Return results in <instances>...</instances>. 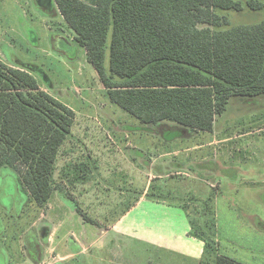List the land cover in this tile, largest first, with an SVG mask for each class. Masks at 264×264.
Here are the masks:
<instances>
[{
    "label": "rangeland",
    "instance_id": "374dc122",
    "mask_svg": "<svg viewBox=\"0 0 264 264\" xmlns=\"http://www.w3.org/2000/svg\"><path fill=\"white\" fill-rule=\"evenodd\" d=\"M52 6L0 0V60L37 68L43 90L75 112L57 163L61 189L45 208L16 172H0V264L201 263L175 245H153L159 227L184 239L203 228L227 257L264 264V95L231 98L213 132L171 121L142 125L110 101ZM224 14L231 26L264 21V10ZM79 165L87 174L76 172ZM146 188L147 202L115 226Z\"/></svg>",
    "mask_w": 264,
    "mask_h": 264
},
{
    "label": "trees",
    "instance_id": "16d2710c",
    "mask_svg": "<svg viewBox=\"0 0 264 264\" xmlns=\"http://www.w3.org/2000/svg\"><path fill=\"white\" fill-rule=\"evenodd\" d=\"M47 2L74 31L110 101L142 125L171 121L213 132L231 98L264 95V21L231 26L224 14L264 10L257 0ZM34 71L0 60V172H16L45 208L61 189L57 163L75 112L43 90ZM191 236L204 242L200 264H241L220 254L212 233L199 228Z\"/></svg>",
    "mask_w": 264,
    "mask_h": 264
},
{
    "label": "crops",
    "instance_id": "0c3cea01",
    "mask_svg": "<svg viewBox=\"0 0 264 264\" xmlns=\"http://www.w3.org/2000/svg\"><path fill=\"white\" fill-rule=\"evenodd\" d=\"M146 193H147V188L145 189L143 195L136 201V203L132 207L129 208V211L127 213L123 214L122 217L118 220V222L115 223L116 224L115 226H118L119 224L124 223L136 209H138L141 205H143L144 203L147 202V198L145 197ZM162 204L164 205L165 210H167L166 207L168 206V209L172 212L175 211L174 208H176V209L179 208L176 204H166L165 202H161V201H154L153 202L154 207L158 208V209H161ZM173 215H177V214L175 213ZM169 220H171V219L169 218ZM189 222H191V221L189 220ZM166 225H172V224L166 223ZM156 231H157V233L154 236L153 245L157 244L159 247L162 246L164 243H166L167 245H170V246L175 245L176 246L175 248H177L178 250L183 251L186 255H188L189 257H191L195 261L201 262V260L203 258V252H204V242L203 241L191 236L190 234H188V239L178 237V235L176 237L171 236L170 238H167L165 236V234L162 233V227L157 228ZM148 241L150 242V240H148ZM218 243H219V249H220L221 248V242H218ZM220 254L224 255L221 252H220ZM224 256H226V255H224ZM230 258H232V257H230ZM232 259H234V258H232ZM234 260L238 261L236 259H234ZM238 262L241 264H245V263H242V261L241 262L238 261Z\"/></svg>",
    "mask_w": 264,
    "mask_h": 264
}]
</instances>
